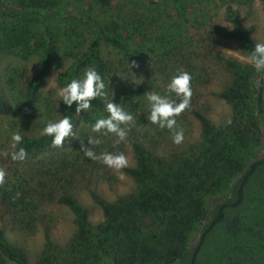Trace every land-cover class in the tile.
Returning a JSON list of instances; mask_svg holds the SVG:
<instances>
[{
    "label": "rangeland",
    "instance_id": "374dc122",
    "mask_svg": "<svg viewBox=\"0 0 264 264\" xmlns=\"http://www.w3.org/2000/svg\"><path fill=\"white\" fill-rule=\"evenodd\" d=\"M30 1L0 3V98L8 107V111H0V153L11 151L12 133L37 139L44 136L41 131L47 122L62 119L58 90L65 86H59L57 78L89 51L96 35L86 23L88 18L115 28L128 39L127 55L99 41V53L107 65L102 77L107 101L120 104L134 117V123L124 126L130 129L126 142L117 145L113 134L91 131L93 114L98 113L97 119L108 116L101 97L100 110L94 112L91 107L75 113V135L63 147L27 150L22 162L0 155V168L7 173L5 185L0 186V234L24 253L28 264H42L43 255L56 258L53 264H64L60 252L69 249L78 224L73 211L59 202L60 197L72 196L86 209L89 224L100 225L105 216L97 198L115 204L137 191L136 181L126 171L137 164L135 143L152 156L167 159L201 141V126L193 112L203 114L215 128L232 118L233 105L221 98L233 83L227 63L244 65L248 56L232 34V20L237 18L240 28L250 31L254 45L264 42V2L180 0L177 7L174 0H112L102 7L92 0H64L54 12L21 9L22 2ZM48 36L52 39L50 73L37 84ZM182 71L192 76L193 96L191 108L177 117V128L184 130L185 138L176 145L169 130L149 121L147 93L167 95L171 78ZM171 98L177 99L175 94ZM89 136L101 143L88 144ZM81 140L97 155L124 153L128 167L121 175L90 160L80 151ZM263 187L264 167L252 180L250 193ZM48 244L53 253L47 251ZM6 264L17 263L7 260Z\"/></svg>",
    "mask_w": 264,
    "mask_h": 264
},
{
    "label": "trees",
    "instance_id": "16d2710c",
    "mask_svg": "<svg viewBox=\"0 0 264 264\" xmlns=\"http://www.w3.org/2000/svg\"><path fill=\"white\" fill-rule=\"evenodd\" d=\"M3 0H0V3ZM64 0H31L21 9L54 12ZM102 7L112 0H92ZM180 5V0H174ZM264 2V0H263ZM95 31L89 51L72 68L57 78L59 86L79 79L87 68L101 77L107 65L99 53L103 40L128 54V39L106 25L86 22ZM232 34L248 55L254 50L250 31L232 20ZM51 36L42 58L43 67L36 82L42 84L50 73ZM233 75L232 86L221 98L233 105L231 124L215 128L200 112L193 117L201 126V141L187 152L167 159L152 156L142 145H134L137 164L126 171L134 178L137 191L115 204L98 200L105 221L91 226L87 211L72 196L59 202L76 217L78 232L66 252H60L64 264H264V187L250 193L252 180L264 167V73L249 65L227 63ZM260 87H256V81ZM103 101H92L94 112ZM76 104L63 103L62 118H75ZM0 111H8L0 98ZM98 113L89 118L97 120ZM51 137L23 138L26 150L51 145ZM254 197V198H251ZM49 253L50 244H48ZM28 264L26 256L0 234V264L6 261ZM57 259L42 257V264Z\"/></svg>",
    "mask_w": 264,
    "mask_h": 264
},
{
    "label": "clouds",
    "instance_id": "9594fccd",
    "mask_svg": "<svg viewBox=\"0 0 264 264\" xmlns=\"http://www.w3.org/2000/svg\"><path fill=\"white\" fill-rule=\"evenodd\" d=\"M245 62L251 65L257 73H264V42H257L254 50L248 55ZM135 66V62L131 67ZM192 76L187 71H182L173 76L167 85V95L159 93H147V100L150 104L149 121L153 125H157L161 130L167 129L172 134V141L176 145L184 142V130L177 128V117L181 116L185 111L191 108V100L193 96ZM256 87H260V81L257 80ZM171 94H175L177 99H172ZM58 95L63 103L69 108L76 104V113L81 111L87 112L92 107V101L97 98H104L106 101L105 110L108 113L106 118H99L91 125V131L101 135L113 134L117 139L115 144L127 141L130 129L124 126L134 123V117L131 113L117 103L107 101V92L101 75L94 69L89 68L85 71L83 79H73L65 87L58 90ZM231 119L227 120V124H231ZM41 135L51 137V147L61 148L64 146L65 140L73 137V123L68 116H64L58 121H49L41 131ZM23 141V137L19 132L11 135V151L0 153L5 157L10 156L13 161H24L27 158V150L23 147L18 148ZM101 143L99 139L88 137V144L98 145ZM80 151L90 160L97 161L106 167L114 170L122 175V169L128 167L129 160L124 153L113 154L103 152L97 155L93 148H89L81 140ZM6 171L0 168V186L6 183ZM19 195V194H18Z\"/></svg>",
    "mask_w": 264,
    "mask_h": 264
}]
</instances>
